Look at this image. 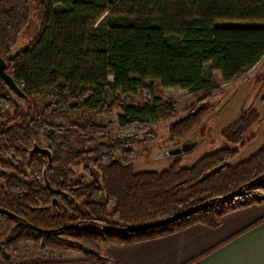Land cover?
<instances>
[{"label":"trees","instance_id":"trees-1","mask_svg":"<svg viewBox=\"0 0 264 264\" xmlns=\"http://www.w3.org/2000/svg\"><path fill=\"white\" fill-rule=\"evenodd\" d=\"M37 22L39 32L19 50L20 39ZM0 54L27 97L24 110L5 97L0 78V121L14 124L0 130V216L53 240L48 246L83 253L86 264L108 261L55 237L92 225L106 229L109 242L131 244L196 224L217 228L227 212L248 205L230 204L264 179V148L238 165H232L237 149H222L191 168L179 161L162 173L135 172L132 152L124 148L149 135L165 114L175 115L154 95L155 82L194 96L208 94L217 87L216 74L228 84L264 58V0H0ZM142 91L150 95L144 104L121 100ZM109 94L121 102L122 139L99 143L105 129L74 117L102 113ZM206 119L201 111L174 124V148L193 140ZM257 122L256 113L243 116L222 137L241 148ZM41 131L55 140L52 162L34 156L26 166L16 164ZM74 139L92 148L77 150ZM118 152L122 157H115ZM44 170L61 193L54 206L38 182ZM219 204L226 211L217 213ZM83 235L88 243L98 240Z\"/></svg>","mask_w":264,"mask_h":264},{"label":"rangeland","instance_id":"rangeland-1","mask_svg":"<svg viewBox=\"0 0 264 264\" xmlns=\"http://www.w3.org/2000/svg\"><path fill=\"white\" fill-rule=\"evenodd\" d=\"M39 30L38 22L34 23L20 39L18 49H25L33 41ZM215 77L217 87L211 93L197 96L179 89H165L157 82L153 84L154 95L162 99L164 103L171 105L175 115L170 117L165 114L164 118L152 126L149 135L138 136L124 147L125 150H131L132 152L131 158L133 159L135 172L162 173L179 161L181 167L191 168L200 159L222 149H237L238 155L232 165H238L264 148V61L256 69L228 84L221 81V75L216 74ZM149 97L147 91H142L135 96H121V100L126 99L128 103L141 105L148 101ZM14 98L16 99L15 96ZM16 100L21 107L27 108L25 101ZM106 102V109L102 113L82 111L77 114V118L74 117V120L78 118L95 120L105 129L101 137L99 136L101 138L99 143H111L122 139L117 124V118L122 113L120 110L121 102L116 101L111 94L108 95ZM41 103L39 102V104ZM217 110L219 111L216 113ZM201 111L205 112V118L207 117V119L200 126L193 139L199 142L200 145L194 151L180 157L162 158L163 153L173 149L176 145L170 139L171 127L182 119ZM252 113L257 114L258 122L247 132L245 145L240 148L228 144L223 139L222 133L240 118L249 116ZM106 135L107 137H105ZM51 138L46 132L42 131L40 134L41 145L53 150ZM71 144L77 150L87 151L92 148L90 144L84 145L75 139L72 140ZM115 157L120 158L122 155L118 152ZM244 194L241 200L236 201L235 204L231 203L230 206L238 207L241 203L248 202L247 204H249V202L264 201V179L259 181L251 190L244 191ZM226 209V206L219 204L216 207V212L226 211ZM16 226H20L17 231H15ZM80 230L69 234H61L60 237L55 238L71 244H81L89 251L99 252L102 256V247L108 241L107 230L92 225H82ZM14 231L15 234L13 235ZM83 234H89L93 238L97 237L98 240L96 243H88ZM5 236L12 240L5 241ZM78 237L82 239H78ZM52 241L45 236L33 234L21 223L11 221L9 217L0 216V244H5L0 264H4L6 260L12 264H55L79 258L85 260L83 253L79 251L67 247L48 246L47 243L54 246ZM7 244L10 246L8 247Z\"/></svg>","mask_w":264,"mask_h":264},{"label":"crops","instance_id":"crops-1","mask_svg":"<svg viewBox=\"0 0 264 264\" xmlns=\"http://www.w3.org/2000/svg\"><path fill=\"white\" fill-rule=\"evenodd\" d=\"M263 61L264 58L252 70ZM262 220L264 201L249 202L246 207L227 212L217 228L196 224L144 242L107 241L101 254L108 264H264ZM55 264L86 263L79 258Z\"/></svg>","mask_w":264,"mask_h":264},{"label":"water","instance_id":"water-1","mask_svg":"<svg viewBox=\"0 0 264 264\" xmlns=\"http://www.w3.org/2000/svg\"><path fill=\"white\" fill-rule=\"evenodd\" d=\"M0 76L3 79V81L7 84V86L11 88L12 91L17 93L21 98L26 97L24 95V93L22 92V90L17 85V83L15 82V80L10 75L7 74V65L1 56H0ZM73 105H75V104L73 103ZM218 111L219 110H217L216 113ZM199 145H200L199 142H196L194 140H190V141L182 144L181 146H179L177 148L166 151L165 153L162 154V158L180 157L182 155H185V154H188V153L194 151ZM33 152L46 154L49 156V158L51 160V153L47 149H42L36 145ZM46 189L49 192V195L53 198L52 205L54 206L57 203V199L55 198V196L59 195L61 193L59 191L51 188L49 183H47Z\"/></svg>","mask_w":264,"mask_h":264},{"label":"flooded vegetation","instance_id":"flooded-vegetation-1","mask_svg":"<svg viewBox=\"0 0 264 264\" xmlns=\"http://www.w3.org/2000/svg\"><path fill=\"white\" fill-rule=\"evenodd\" d=\"M0 56L3 58V60L5 61V63H6V65H7V74H8V60L5 58V57H3L1 54H0ZM9 75V74H8ZM0 78H1V76H0ZM1 80L3 81V79L1 78ZM4 82V81H3ZM4 84H5V87L7 88V94L5 95V97L6 98H8V99H10V100H12V101H14L18 106H20L19 105V103H18V101L16 100V99H20V100H23V101H25L26 103H27V97H25V98H21L17 93H15L14 91H12L11 90V88L10 87H8L7 86V84L4 82ZM18 85V84H17ZM19 86V85H18ZM19 88L22 90V92L24 93V95L26 96V94H25V91H24V88L22 87V86H19ZM14 96L16 97V99L14 98ZM21 107V106H20ZM23 108V107H22ZM24 109V108H23ZM24 110H27V108H25ZM10 120V119H9ZM8 121H0V130H4V129H10V128H12L13 127V123H7ZM42 132V131H41ZM41 132L39 133V140H38V142L37 143H35V144H33V147L31 148V149H24L25 150V152L27 153V155L25 156V157H22V158H17V160H15L16 161V164H18L19 166H26L27 165V162L28 161H30L34 156H39V157H42V159H43V161H45V162H47V163H51L52 162V159H53V154H54V152H55V140H54V138L52 137L51 138V140H52V143H53V150H51L50 148H46V147H44V146H42L41 145V143H40V134H41ZM0 135L1 136H4V131H0ZM47 135L48 136H51L50 134H48L47 133ZM39 146L40 148H42V149H47V150H49L50 151V153H51V160H50V158H49V156L48 155H46V154H41V153H34L33 151H34V148H35V146ZM1 170V169H0ZM39 183H41V186L42 187H44V188H46V185H47V183H49L50 184V186H51V188H53V186L51 185V183L49 182V179H48V177H47V171L46 170H44V178H43V180L41 181V180H39L38 181ZM54 189V188H53Z\"/></svg>","mask_w":264,"mask_h":264}]
</instances>
